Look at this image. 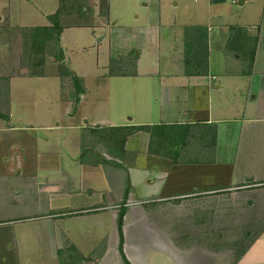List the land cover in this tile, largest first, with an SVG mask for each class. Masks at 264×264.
<instances>
[{
    "label": "rangeland",
    "instance_id": "rangeland-1",
    "mask_svg": "<svg viewBox=\"0 0 264 264\" xmlns=\"http://www.w3.org/2000/svg\"><path fill=\"white\" fill-rule=\"evenodd\" d=\"M72 2L80 5L81 12L61 17V46L66 63L90 91L83 98L80 93L78 101L73 99V87L63 85V91L58 65L52 58H47L44 76L27 75L26 30L48 25L61 1L0 0V111L13 115V126H28L32 120L65 127L89 117L92 124L95 115L105 114L124 98L123 89L114 84L122 79L109 76L113 59L125 58L131 65L128 72L149 74L154 80L158 76L163 83L176 80L174 76L185 65L187 27L208 29L209 64L219 80L231 72L246 74L251 68L246 51L252 45L247 37L254 36L257 28H262L264 35V0L244 5L240 0ZM261 42L264 44V39ZM225 79L233 84L232 97L236 88L246 85V79L239 76ZM116 90H120L119 95ZM69 94L71 97L64 100ZM74 133L63 130L61 136L69 138ZM4 139L0 160H15L13 148L19 138L14 136L6 146ZM251 197L253 206L240 204L238 209L235 203H246L245 199L233 197L231 202L224 196L211 199L210 208L197 201L184 206L165 202L155 208L132 206L126 220L124 217V254L131 264H264V194L257 192ZM210 209L215 212L211 223L197 225L196 218ZM110 215L97 216L100 224L85 218L75 223L76 229L68 236H73L76 247L68 244L69 238L60 237L59 231L42 232L30 224L17 225L7 233L0 230V264H64L68 251L75 261L83 260L81 264H124L116 223ZM5 247L17 256L10 257Z\"/></svg>",
    "mask_w": 264,
    "mask_h": 264
},
{
    "label": "crops",
    "instance_id": "crops-1",
    "mask_svg": "<svg viewBox=\"0 0 264 264\" xmlns=\"http://www.w3.org/2000/svg\"><path fill=\"white\" fill-rule=\"evenodd\" d=\"M248 39V57L255 48L252 67L246 74H226L223 80L210 64L200 74L186 73L184 65L176 80L163 83L158 76L154 80L149 74L128 72V62L126 76L109 73L122 79L114 84L123 89V100L95 115L92 124L89 117L65 127L32 120L21 127L11 125V113L8 119L0 118V142L4 137L6 146L14 136L19 138L13 148L16 159L0 160V230L7 233L30 224L42 232L59 231L76 247L68 236L75 223L85 218L100 224L96 217L111 212L117 229L122 208L129 212L132 206L150 207L154 202L184 206L190 201L210 208L211 199L221 196L231 202L233 197L245 199L235 203L237 209L240 204L253 206L251 195L264 194L263 29ZM235 76L245 78L246 85L236 88L232 97L233 84L225 78ZM84 89L81 98L90 92ZM135 127L159 128L155 152L145 130H135L115 147L113 131L126 135ZM63 130L75 136L62 137ZM6 248L10 257L17 256Z\"/></svg>",
    "mask_w": 264,
    "mask_h": 264
},
{
    "label": "trees",
    "instance_id": "trees-1",
    "mask_svg": "<svg viewBox=\"0 0 264 264\" xmlns=\"http://www.w3.org/2000/svg\"><path fill=\"white\" fill-rule=\"evenodd\" d=\"M60 7L57 12L50 16V23L45 26L32 27L26 30V40L28 43V73L30 77H42L45 75L46 61L47 58H52L58 65V73L61 79L62 87L68 84L73 87V99L78 101L80 93H84L83 79L75 75L74 71L70 69L66 63L65 51L61 46V37L63 33V26L61 25V17L66 13L77 11L80 9V5L77 2L74 4L73 0H60ZM72 2V3H71ZM68 6H67V5ZM71 4V8L69 5ZM67 6V8H66ZM258 38L254 39V44H256ZM184 44H185V59L184 63L186 66V73L188 74H200L204 73L208 69L209 64V47H208V30L201 26H191L187 27L184 32ZM256 46V45H255ZM255 56V48L251 52L249 61L250 66L253 65V60ZM125 58L113 59L111 60L110 75L111 76H126L128 73L125 71V66L127 62L124 61ZM116 66V67H115ZM1 87V86H0ZM3 88V87H2ZM1 88V89H2ZM7 89V85L4 86ZM1 94V92H0ZM0 118L8 119V115L0 111ZM135 130H145L151 134L150 151L155 152V144H157V139L161 137L160 130L158 127H135L131 128L128 134L122 135L119 130L113 131L112 140L116 143L115 147L123 145L129 136ZM128 191L124 195V201L127 199ZM161 203L154 202L150 203V207H158ZM203 215L196 218L197 225H205L206 222L211 223V216L215 214L214 210L210 209L207 211H202ZM127 208H122L119 211L117 217V232L119 238V252L124 264H131L126 258L123 245L124 239V217L126 216ZM210 217V219L208 217ZM75 253L77 252L74 250ZM69 258V260H68ZM67 260L63 262L64 264H81L83 260L79 263L74 260V256L71 251L67 253Z\"/></svg>",
    "mask_w": 264,
    "mask_h": 264
}]
</instances>
